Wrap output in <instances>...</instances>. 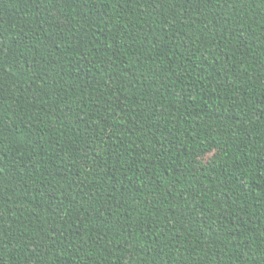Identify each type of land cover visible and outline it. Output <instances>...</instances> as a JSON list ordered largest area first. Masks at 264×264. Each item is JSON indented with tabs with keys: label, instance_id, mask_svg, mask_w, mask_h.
<instances>
[{
	"label": "trees",
	"instance_id": "16d2710c",
	"mask_svg": "<svg viewBox=\"0 0 264 264\" xmlns=\"http://www.w3.org/2000/svg\"><path fill=\"white\" fill-rule=\"evenodd\" d=\"M0 264H264V0H0Z\"/></svg>",
	"mask_w": 264,
	"mask_h": 264
}]
</instances>
